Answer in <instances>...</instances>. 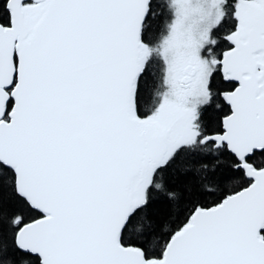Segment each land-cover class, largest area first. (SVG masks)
Returning a JSON list of instances; mask_svg holds the SVG:
<instances>
[{
  "label": "snow or ice",
  "instance_id": "1",
  "mask_svg": "<svg viewBox=\"0 0 264 264\" xmlns=\"http://www.w3.org/2000/svg\"><path fill=\"white\" fill-rule=\"evenodd\" d=\"M0 264H264V0H4Z\"/></svg>",
  "mask_w": 264,
  "mask_h": 264
},
{
  "label": "trees",
  "instance_id": "2",
  "mask_svg": "<svg viewBox=\"0 0 264 264\" xmlns=\"http://www.w3.org/2000/svg\"><path fill=\"white\" fill-rule=\"evenodd\" d=\"M3 2H4V0H0V7L3 6ZM229 30H235V23L234 22L226 23L221 29H219L216 32V35L217 36L227 35ZM224 44L227 45V41H224ZM223 47H224V45H221V48H223Z\"/></svg>",
  "mask_w": 264,
  "mask_h": 264
}]
</instances>
